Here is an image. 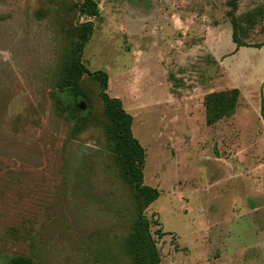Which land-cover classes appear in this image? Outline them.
Here are the masks:
<instances>
[{
    "label": "rangeland",
    "instance_id": "1",
    "mask_svg": "<svg viewBox=\"0 0 264 264\" xmlns=\"http://www.w3.org/2000/svg\"><path fill=\"white\" fill-rule=\"evenodd\" d=\"M83 2L0 0V264H134L138 201L100 82L78 76L75 106L61 94L88 22L82 64L108 75L160 193L161 264H264V50L210 54L234 52L233 21L264 45V0H96L98 18ZM233 89L235 115L208 126L205 98Z\"/></svg>",
    "mask_w": 264,
    "mask_h": 264
},
{
    "label": "trees",
    "instance_id": "2",
    "mask_svg": "<svg viewBox=\"0 0 264 264\" xmlns=\"http://www.w3.org/2000/svg\"><path fill=\"white\" fill-rule=\"evenodd\" d=\"M80 12L89 18H98L101 13L96 0H84L80 6ZM232 27V38L237 49L243 47L249 48L250 46L243 43L236 36L234 21L232 22ZM79 30L80 36L73 59L74 69L72 72L66 73L61 94L65 96L66 100L68 99L69 103H73V106H75L83 97L77 80L78 76L88 74L100 82L101 96L105 109L114 119L116 150L120 156L124 178L132 185L138 201L137 219L130 241V250L134 257V264H161L156 237L162 239L165 234L159 221H152L145 214L160 196L157 189L144 184L145 150L133 135V117L125 111L121 100L111 98L107 94L108 75L102 72L91 74L82 64L83 51L92 38L94 24L92 22L82 24ZM262 47L264 45L260 44L254 48L261 49ZM240 96L241 92L238 89L209 94L205 98L207 125L212 127L224 119L233 117L237 111ZM262 111L264 112V107H262ZM155 227L159 228L155 230ZM8 264L34 263L24 258H11Z\"/></svg>",
    "mask_w": 264,
    "mask_h": 264
},
{
    "label": "crops",
    "instance_id": "3",
    "mask_svg": "<svg viewBox=\"0 0 264 264\" xmlns=\"http://www.w3.org/2000/svg\"><path fill=\"white\" fill-rule=\"evenodd\" d=\"M219 35H221L220 33H218V32H214V31H212V30H210L209 32H207V34H206V45L209 43V44H211V45H213L211 42H213V39L215 40L216 38H218V36ZM232 35H233V30H232ZM212 37V38H211ZM233 39V38H232ZM234 43V42H233ZM214 46V45H213ZM244 49H248V50H253V51H255V50H259V51H263L264 50V47H262L261 49H257V48H254V47H249V48H239V49H237V46L235 45V50H234V52L233 53H228V54H221V56H215L214 55V51H216V50H212L211 51V56L216 60V61H220L225 55H229L227 58H229V57H231V56H234V55H236V54H239L242 50H244ZM226 58V59H227ZM226 61V60H225ZM225 64H227V63H225ZM261 83H264V80H262L261 82H259V84H261Z\"/></svg>",
    "mask_w": 264,
    "mask_h": 264
},
{
    "label": "water",
    "instance_id": "4",
    "mask_svg": "<svg viewBox=\"0 0 264 264\" xmlns=\"http://www.w3.org/2000/svg\"><path fill=\"white\" fill-rule=\"evenodd\" d=\"M83 111H85L86 110V107L84 106V104L82 103V104H80V106H79Z\"/></svg>",
    "mask_w": 264,
    "mask_h": 264
}]
</instances>
